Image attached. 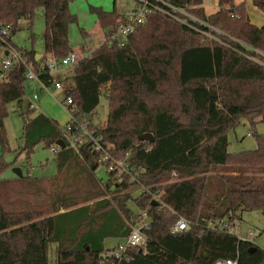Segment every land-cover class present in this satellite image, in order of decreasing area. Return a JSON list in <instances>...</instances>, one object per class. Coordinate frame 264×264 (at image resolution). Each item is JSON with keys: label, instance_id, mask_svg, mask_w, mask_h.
<instances>
[{"label": "trees", "instance_id": "trees-1", "mask_svg": "<svg viewBox=\"0 0 264 264\" xmlns=\"http://www.w3.org/2000/svg\"><path fill=\"white\" fill-rule=\"evenodd\" d=\"M174 1L195 6L191 12L208 22L223 43L204 40L188 26L154 15L124 46L104 42L84 58L79 53L87 43L78 50L70 43V26L79 22L70 10L72 0H0V24L11 26L13 45L36 68L37 51L20 48L14 37L26 27L35 41L39 9L46 21L45 54L58 61L79 54L70 71L77 114L82 122L87 114L95 118L106 96L105 125H95L94 118L87 125L139 174L135 182L113 172L106 181L98 180L96 153L88 146L79 153L68 143L58 147L64 127L41 113L28 116L25 147L32 150L43 141L56 148L58 173L53 178L6 180L1 175L9 164L0 155V264H49L52 244L58 248L57 264H215L219 259L264 264L262 248L222 229L241 224L245 211L264 215V135L255 134V150L228 152V133L243 119L254 128L264 122V25L251 22L245 2L219 0L220 8L209 12L205 0ZM251 1L264 12V0ZM90 11L103 31L122 14L116 8L91 6ZM195 25L210 31L204 24ZM81 34L89 36L84 29ZM37 72L50 86L52 76ZM26 87L21 67L0 80L3 150L8 149V105L15 102L22 110ZM146 133L153 134V142L139 140ZM11 189L15 202L6 200ZM157 194L160 203L155 205L152 196ZM30 195L36 206L24 200ZM14 204L20 205L6 206ZM137 212L147 213L146 246L129 250L130 260L118 262L112 255L115 248L107 250L105 240H124L133 225L145 220ZM179 217L188 227L172 234Z\"/></svg>", "mask_w": 264, "mask_h": 264}, {"label": "rangeland", "instance_id": "rangeland-1", "mask_svg": "<svg viewBox=\"0 0 264 264\" xmlns=\"http://www.w3.org/2000/svg\"><path fill=\"white\" fill-rule=\"evenodd\" d=\"M208 1V0H206ZM237 3L245 2L248 7L250 20L257 26L264 25V12L254 6L251 0H236ZM100 7L106 11H112L116 8L120 13H125L134 6L133 0H72L70 3V10L73 14L78 16V23L70 26V43L71 46L78 50L80 45L87 43L88 48H96L100 46L104 40V34L107 30H101L97 16L90 11V7ZM207 11L213 12L217 9L212 7H206ZM25 24V22H24ZM46 29V21L44 17L43 9H39L36 13L35 22L33 26V33L35 35V41L31 39V30L24 27L14 37V42L20 48L31 49L32 47L38 52L42 53L44 50V35ZM81 29H84L89 33V36L85 39L81 34ZM80 52V51H78ZM4 54L0 49V68ZM53 93V94H52ZM60 93V94H59ZM32 89L27 86L26 94L24 97V105L21 110L17 103L12 102L8 105V116L4 121V131L8 140V149L3 150L0 145V155H3L4 160L9 164L5 169L1 177L3 179H14L19 175L16 168L21 169L22 177L30 178H53L58 173V165L56 161V152L52 147H48L45 142H40L32 150H28L25 147V118L34 117L39 113H42L39 109L31 110L28 113L29 98H31ZM47 100V107H43L41 110L44 114L51 118L57 119L61 128L64 127L66 121L70 120L68 111L61 105L63 96L60 91L48 92L40 91V99L38 105L41 104V99L49 96ZM42 105V104H41ZM109 107L106 96H102L101 103L97 108V112L93 123L95 125L104 126L108 117ZM264 135V122H259L254 127L247 120H242L240 125L228 133V152L240 153L245 151L255 150L258 147L257 138L255 134ZM1 135V129H0ZM96 178L100 181H106L109 178V172L104 166H99L95 171ZM90 188H88L89 190ZM20 190V188L16 189ZM12 196H7L6 200L15 202L16 193L12 190ZM135 196L140 194V190L134 192ZM111 195L107 194V198ZM153 200L160 203L159 199L152 196ZM23 201V198L20 199ZM24 200H28L29 205L36 206V200L33 196H24ZM20 204L6 205L7 208H18ZM131 207L134 208V204L130 202ZM146 212H137L138 218L146 219ZM144 222H139L136 226H142ZM238 230H232L235 235H249V232L254 233L253 242L264 250V215L258 211H245L243 213L242 223L239 224ZM123 242L121 237H109L105 240V248L111 250L115 248L119 243ZM58 260V248L57 245L52 244L49 247V264H57Z\"/></svg>", "mask_w": 264, "mask_h": 264}, {"label": "built area", "instance_id": "built-area-1", "mask_svg": "<svg viewBox=\"0 0 264 264\" xmlns=\"http://www.w3.org/2000/svg\"><path fill=\"white\" fill-rule=\"evenodd\" d=\"M134 6L125 13L121 14L120 20L110 26L107 32L104 34V40L100 43H108L109 46H124L129 39V36L140 26L146 24L150 17L154 15L168 16L177 22L184 24L195 31H197L204 40H216L219 43H223L216 38L211 30L213 28L208 25L209 23L201 20L197 17L191 9L195 6L188 4L182 5L174 0H133ZM203 6L212 7L215 9L220 8L219 0L204 1ZM207 9V8H206ZM216 11V10H215ZM196 24H204L208 30L201 29ZM106 29V30H107ZM13 35L10 25L0 24V49L6 54L2 60L0 68V80L4 79L7 74L14 67H21L25 69V79L27 86L32 89L31 98H29L28 108L31 110L39 109L38 101L40 99V91H60L63 95L61 105L69 112L70 120L64 125L63 139L65 143L74 149L77 153L81 151L84 146H88L93 153L99 156V163L104 166L108 172L116 173L117 176L126 175L129 177L130 182L137 180L136 169L131 167L130 163L125 160L116 157L113 154V147L103 142L102 138L91 131L87 125V121L82 122L77 114V107L74 103L73 97L70 93L75 90V85L72 82V74H66L59 77L57 74L62 70H72L73 67L79 61V54L86 58L91 56L94 48H85L81 53L72 52L69 56L61 61L56 60L52 55L45 54L39 60V65L36 68L32 62L26 58L22 52H20L12 43ZM99 46V45H98ZM47 73L52 76L53 80L51 85H46L40 78L37 72ZM57 152L56 148H53ZM156 199L160 200V195H154ZM146 219L147 214H146ZM142 226L131 227L129 235L119 243L112 255L118 262L124 260L129 261L130 257L128 251L131 249H142L146 246L147 237L143 231V228L147 227L148 221H143ZM188 227V222L183 217H179L176 223L171 228L172 234H180ZM211 227H214L211 225ZM239 224L229 226L225 224L222 229L228 230L231 233L232 230H238ZM238 238L243 242H253L254 233L249 232V235H242L239 233ZM238 259H219L215 264H237Z\"/></svg>", "mask_w": 264, "mask_h": 264}, {"label": "crops", "instance_id": "crops-1", "mask_svg": "<svg viewBox=\"0 0 264 264\" xmlns=\"http://www.w3.org/2000/svg\"><path fill=\"white\" fill-rule=\"evenodd\" d=\"M110 11V10H109ZM16 44V43H15ZM3 52V54L5 55L6 53L4 52V51H2ZM45 55V51H43L42 53H38L37 52V57L36 58H38V59H40L41 57H43ZM70 71L71 70H62L61 72H59L57 75L59 76V77H62V76H64V75H66V74H69L70 73ZM53 94V93H52ZM60 94V93H59ZM61 95H62V93H61ZM63 96V95H62ZM49 97H50V95L49 96H46V97H44V98H42L40 101H41V104H40V111L42 112L41 114H43V115H45L44 114V111H42L41 109L43 108V107H47V100L49 99ZM63 99V98H62ZM69 113V112H68ZM46 116V115H45ZM69 117H70V115H69ZM53 120H55L56 122H58L59 123V121H57V119H53ZM66 122H68V121H66ZM66 124V123H65ZM57 153V152H56ZM16 171L19 173V174H22V171H21V169H19V168H16ZM17 177H19L18 175H17ZM22 177V176H21Z\"/></svg>", "mask_w": 264, "mask_h": 264}, {"label": "water", "instance_id": "water-1", "mask_svg": "<svg viewBox=\"0 0 264 264\" xmlns=\"http://www.w3.org/2000/svg\"><path fill=\"white\" fill-rule=\"evenodd\" d=\"M37 60H39V59L37 58ZM93 118H94L93 114H87L86 115V121L87 122L93 121ZM138 138H139V140H144V141H148V142L154 141V136L151 133H146V134L140 135ZM56 145L62 149L66 147L65 141L62 139L57 141ZM18 176L21 177L22 175L19 174ZM155 205H158V202L155 201Z\"/></svg>", "mask_w": 264, "mask_h": 264}]
</instances>
